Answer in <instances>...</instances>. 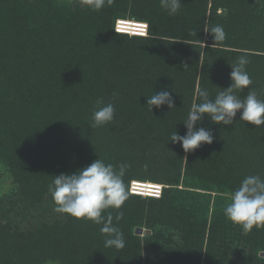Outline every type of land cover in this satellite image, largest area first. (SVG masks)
I'll return each instance as SVG.
<instances>
[{
	"label": "trees",
	"instance_id": "1",
	"mask_svg": "<svg viewBox=\"0 0 264 264\" xmlns=\"http://www.w3.org/2000/svg\"><path fill=\"white\" fill-rule=\"evenodd\" d=\"M93 3L0 0V191L12 183L0 196V264H264V229L244 235L224 215L246 176L264 179V125L205 117L197 127L211 145L185 153L170 141L186 133L197 89L214 100L241 55L264 100V0H181L175 16L160 0ZM118 19L147 23L148 36L118 35ZM164 90L175 108L151 113L147 97ZM98 98L114 102L115 119L94 129ZM98 158L131 165L123 219L103 213L124 235L120 250L104 246L101 225L55 213L48 193L54 176ZM133 181L163 185L161 198L131 194Z\"/></svg>",
	"mask_w": 264,
	"mask_h": 264
},
{
	"label": "clouds",
	"instance_id": "2",
	"mask_svg": "<svg viewBox=\"0 0 264 264\" xmlns=\"http://www.w3.org/2000/svg\"><path fill=\"white\" fill-rule=\"evenodd\" d=\"M105 2L106 0H94V10H100ZM112 2L113 0H107L108 4ZM160 5L169 16H175L181 9V0H160ZM208 33L215 42L226 38L220 25L213 26ZM248 63L249 60L244 55L237 58L231 65L230 86L218 92L214 100L209 98L206 89H197L200 102L192 104L187 119L183 122L186 133L179 135L176 131L173 132L170 137L172 143H179L185 153H192L203 144L211 145L214 141L211 130L197 127L205 117L213 124L231 126L239 113V121L246 122V125L251 124L257 128L264 125V100L259 99L255 89L250 88L253 81L246 70ZM245 89H248V94L243 98L235 94ZM116 98L117 94L114 93L113 99ZM146 104L151 113L153 107L159 109L167 105L169 109L175 108L169 90L154 92L147 97ZM114 119V102L105 104L103 98H98L89 127L100 129ZM130 167L128 163H121L117 169L98 158L75 173L54 176L53 182L48 186V193L54 204L53 211L77 221L101 225L104 246L123 249L126 241L122 231L113 223L111 212L106 216L103 213L112 209L116 211L117 223L123 219L124 213L120 209L129 198L124 177ZM224 215L233 226L240 227L244 235L250 234L254 228L257 231L264 229V179L259 175L246 176L231 193Z\"/></svg>",
	"mask_w": 264,
	"mask_h": 264
},
{
	"label": "built area",
	"instance_id": "3",
	"mask_svg": "<svg viewBox=\"0 0 264 264\" xmlns=\"http://www.w3.org/2000/svg\"><path fill=\"white\" fill-rule=\"evenodd\" d=\"M115 31L119 34L129 36L147 37L149 26L145 22L131 19H118L115 24ZM130 192L133 195L159 199L163 193V185L151 182L133 181Z\"/></svg>",
	"mask_w": 264,
	"mask_h": 264
},
{
	"label": "rangeland",
	"instance_id": "4",
	"mask_svg": "<svg viewBox=\"0 0 264 264\" xmlns=\"http://www.w3.org/2000/svg\"><path fill=\"white\" fill-rule=\"evenodd\" d=\"M63 1H67V0H63ZM68 1H72V0H68ZM134 20V19H133ZM10 178H6V180H5V186H4V188H3V190L2 191H0V196L2 195V194H4V193H6L7 191H9V189H11V187H12V183H11V181L9 180ZM143 230H144V232L145 231H147V229L146 228H142Z\"/></svg>",
	"mask_w": 264,
	"mask_h": 264
},
{
	"label": "water",
	"instance_id": "5",
	"mask_svg": "<svg viewBox=\"0 0 264 264\" xmlns=\"http://www.w3.org/2000/svg\"><path fill=\"white\" fill-rule=\"evenodd\" d=\"M143 233H144V230L143 229H138L137 231H136V234H138V235H143ZM147 233V235H150L151 234V232H146ZM261 257H263L264 258V253H262L261 254Z\"/></svg>",
	"mask_w": 264,
	"mask_h": 264
}]
</instances>
